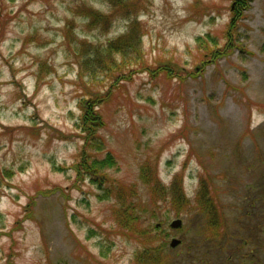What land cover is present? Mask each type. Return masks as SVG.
Listing matches in <instances>:
<instances>
[{
    "label": "rangeland",
    "instance_id": "1",
    "mask_svg": "<svg viewBox=\"0 0 264 264\" xmlns=\"http://www.w3.org/2000/svg\"><path fill=\"white\" fill-rule=\"evenodd\" d=\"M122 1L0 0V264H264V0ZM94 95L126 217L71 168Z\"/></svg>",
    "mask_w": 264,
    "mask_h": 264
},
{
    "label": "trees",
    "instance_id": "2",
    "mask_svg": "<svg viewBox=\"0 0 264 264\" xmlns=\"http://www.w3.org/2000/svg\"><path fill=\"white\" fill-rule=\"evenodd\" d=\"M249 0H236V6L233 9L234 11V16L233 19H241L242 18V10L243 9H248L249 8V4H248ZM113 5L117 4L116 9L117 10H124L125 8L128 7V5L125 6L124 2L122 0H111ZM234 7V6H233ZM90 12H88L90 15H95L98 17H101V14L93 11V10H89ZM133 23H135L133 21ZM237 24V22H236ZM232 25V26H231ZM229 25V28H231L229 30V36H233L235 34V31L237 29V27H233V24ZM235 28V29H234ZM142 32V31H141ZM140 32V34L142 35V33ZM127 34H125L124 36L118 38L116 41L111 42L105 49H104V55L105 58H109V63L112 66H116L117 62L114 59V53H120L121 55H123V57H125L127 55V50H129V44H127V42H129L135 33V29L133 26H130L129 30L126 31ZM237 37L239 35V33H236ZM235 34V36H236ZM235 36L232 39H235ZM139 38V35H138ZM230 49L226 50L225 52H221L224 55H229L231 53L234 52V49L239 48L242 51L245 50V48L240 45L237 41H233L230 46ZM221 54V55H223ZM96 59V58H95ZM90 61V60H89ZM96 61V60H95ZM93 65H90L87 68V71L90 70V73H93V71L95 72L96 67L98 68H103L105 67L101 61H97L96 63L90 61ZM105 69V68H104ZM154 74L157 75V73L161 74V73H165L167 74L168 72H166L165 69L162 68H156L153 72ZM170 74L165 75L167 78H171V76H168ZM196 75V74H194ZM106 98V96H97L94 95L93 98L89 99L86 97H82L80 100V106H81V110L83 111V113L81 112L82 116H81V122L79 125L80 128V132L82 135V141L83 144L81 146V148L79 149V151H77L76 153V159L74 161V163L71 165V168L73 169V171H75L76 173V177L79 181H84L85 179H88L91 183L96 184L98 186V189L100 191H98V197H102L104 199L109 198L111 195H114V198L117 200V208L118 210L117 215L122 216V217H126L127 215L124 214V210L121 207V201H118L119 199H123L124 195L122 194L120 188L117 185H113L112 183L108 182V177L105 174V169L108 167L113 166L114 164V160L113 157L111 156L110 153H108L104 158H97L94 154L93 151L95 150V152H97L99 149L102 148V139L101 136L99 134H96V131L98 129V127L102 124L104 125V121L102 120V116L101 113L99 112V106L104 102V99ZM87 111V112H86ZM145 181H148V176H146V174L143 172ZM154 183H157L156 180H153ZM180 182L177 179H175L172 183L171 186L175 187L176 184ZM203 181L201 183V189L199 191V193L201 195H203L202 191H205V186L203 188ZM180 186V185H179ZM177 184L176 188H180ZM198 193V194H199ZM208 208V206H207ZM208 211H210L209 209H207ZM123 212V213H122ZM118 216V217H119ZM125 220H118L119 223L123 224ZM129 221V220H128ZM133 221V220H132ZM223 220H221V217L219 219H214V220H209L208 223V229H205L206 231L208 230L209 232L214 231L215 229H217L218 227H221V229L223 228ZM162 247H159L157 250H155V252L152 254V258H150V260H146L144 259L145 257L143 255H139L137 257V262L136 264H162V259L160 258V252H161ZM144 257V258H143ZM159 258V260H158Z\"/></svg>",
    "mask_w": 264,
    "mask_h": 264
},
{
    "label": "water",
    "instance_id": "3",
    "mask_svg": "<svg viewBox=\"0 0 264 264\" xmlns=\"http://www.w3.org/2000/svg\"><path fill=\"white\" fill-rule=\"evenodd\" d=\"M180 225H181V221L179 219H176V220H174V221H172L170 223V226L171 227H174V228L179 227ZM179 243H180V240L179 239L172 238L169 244H170L171 247H175Z\"/></svg>",
    "mask_w": 264,
    "mask_h": 264
}]
</instances>
